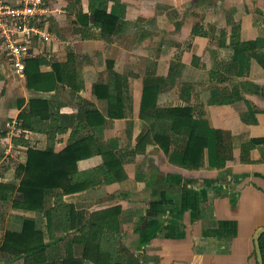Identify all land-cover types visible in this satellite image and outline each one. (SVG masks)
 Instances as JSON below:
<instances>
[{
	"label": "crops",
	"instance_id": "1",
	"mask_svg": "<svg viewBox=\"0 0 264 264\" xmlns=\"http://www.w3.org/2000/svg\"><path fill=\"white\" fill-rule=\"evenodd\" d=\"M51 2L53 37L38 45L34 59L43 61L42 73L53 72L54 63L70 64L66 71L75 73L76 87L66 82L53 91L30 89L26 75L12 74L0 48V144L10 135L8 123L21 121L32 99H47L55 106L57 126L66 129L57 134L55 152L63 151L79 129L78 140L94 138L96 149L114 154L126 176L66 194L58 205L56 193L62 190L50 191L43 211L22 208L24 196L17 190L11 200L0 198V264H26L24 256L10 258L1 251L6 233H20L26 220L43 231L48 264H59L83 258L85 245L76 238L82 228L104 219L119 242L113 251L125 264H259L264 44L242 58L234 53L236 41L264 40V0H109V10L116 3L125 7L120 28L111 36L85 19L89 0ZM97 85L121 94L116 110L123 112L121 117L109 116L107 91L97 95ZM147 87H158L159 93L156 107L143 117ZM230 95L234 101L225 103ZM169 108H191L204 132H221L224 165L211 166L207 152L198 168L185 165L188 135L174 134L170 118H157V109ZM90 111L105 117L103 125L89 123ZM163 134L171 135L169 141ZM23 141L38 150L48 148L45 133L22 129L12 136L13 154L0 149V183L20 186L18 168L26 163L28 149ZM103 164L97 152L80 160L78 168L88 171ZM152 219L162 226L143 244L140 229ZM98 250L96 257H101ZM84 264L95 263L87 259Z\"/></svg>",
	"mask_w": 264,
	"mask_h": 264
},
{
	"label": "trees",
	"instance_id": "2",
	"mask_svg": "<svg viewBox=\"0 0 264 264\" xmlns=\"http://www.w3.org/2000/svg\"><path fill=\"white\" fill-rule=\"evenodd\" d=\"M125 7L121 3H116L109 10V0H89V14L85 15L87 21L91 20L93 26L99 28L103 35L111 36L115 34L121 24ZM264 44V40L240 42L236 41L235 58H242L243 54ZM72 58V57H71ZM69 61H72L71 59ZM43 61L29 59L26 62L27 86L36 91H53L57 89L59 83H71L75 85V73L70 68V64H53V72L42 73L40 66ZM68 78L71 82H68ZM103 91L109 100V116L121 117L122 111H116L122 102L121 94L112 93L106 87L97 85L95 93L101 96ZM159 93L158 87H147L144 92L142 103V116L146 117L144 111L151 107H156ZM235 96V95H233ZM233 96L225 97V103L233 102ZM54 104L47 99H32L30 111L19 115V127L24 130L45 133L48 137V148L44 151L30 147L27 142L23 143L27 149L26 163L18 168L21 175V184L16 187L13 184L6 185L0 183V198L11 200L13 192L16 190L24 196L22 208L34 211H43L45 198L50 191L62 190L56 193L57 205L63 202L66 194L80 192L89 188H94L101 184H111L125 178L122 163L112 153H105L96 149L94 138L85 137L78 140V130L71 136L70 144L61 152L54 151V144L58 133L65 132L66 129L57 126L56 115L53 113ZM191 108H169L157 109V118L164 116L172 120L171 129L176 132L188 135V143L184 155H182L185 165L198 168L201 165L205 152L211 166H222L226 162L225 157L219 153V142L222 138L221 132L216 129H209L204 132L200 123L192 119ZM88 121L94 126L99 122L103 125L105 117L98 111L88 112ZM158 136V135H157ZM169 141L171 135H162ZM146 138V137H145ZM160 138V137H159ZM98 153L104 157V164L96 169L80 171L78 162L82 159L90 158ZM56 210L52 211L55 212ZM52 214V213H51ZM104 214L103 216H105ZM109 217V213L108 216ZM161 222L152 219L144 223L140 229L141 242L143 244L154 239L160 228ZM77 242L85 245L83 258H70L61 261L59 264H84L85 260H91L95 264H125L124 258L120 257L113 248L119 244L113 226L109 221L96 220L89 227L82 228ZM264 258V240L260 243ZM49 243L45 241L42 230L36 229L35 222L26 220L23 230L20 233L7 232L1 247V251L9 254V257L24 256L26 264H48L46 252ZM99 250H98V249ZM96 250L101 257H96ZM119 253V252H118ZM104 255V256H103Z\"/></svg>",
	"mask_w": 264,
	"mask_h": 264
},
{
	"label": "built area",
	"instance_id": "3",
	"mask_svg": "<svg viewBox=\"0 0 264 264\" xmlns=\"http://www.w3.org/2000/svg\"><path fill=\"white\" fill-rule=\"evenodd\" d=\"M52 14L51 0H19L17 3L0 0V48L14 76L24 78L26 62L37 56L38 45L52 39L48 28ZM18 125L17 120L8 123L11 136L0 144L6 155L13 154L12 136L22 132Z\"/></svg>",
	"mask_w": 264,
	"mask_h": 264
},
{
	"label": "water",
	"instance_id": "4",
	"mask_svg": "<svg viewBox=\"0 0 264 264\" xmlns=\"http://www.w3.org/2000/svg\"><path fill=\"white\" fill-rule=\"evenodd\" d=\"M261 232L257 233L255 243H256V250H257L259 264H264V258H263L262 249H261V245H260V234H261Z\"/></svg>",
	"mask_w": 264,
	"mask_h": 264
},
{
	"label": "rangeland",
	"instance_id": "5",
	"mask_svg": "<svg viewBox=\"0 0 264 264\" xmlns=\"http://www.w3.org/2000/svg\"><path fill=\"white\" fill-rule=\"evenodd\" d=\"M3 143V142H2ZM1 148V147H0Z\"/></svg>",
	"mask_w": 264,
	"mask_h": 264
}]
</instances>
